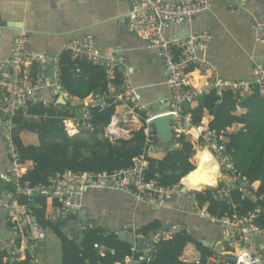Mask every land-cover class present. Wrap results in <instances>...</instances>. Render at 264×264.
Here are the masks:
<instances>
[{"label":"built area","instance_id":"built-area-1","mask_svg":"<svg viewBox=\"0 0 264 264\" xmlns=\"http://www.w3.org/2000/svg\"><path fill=\"white\" fill-rule=\"evenodd\" d=\"M126 1L130 5L129 30L144 40L148 48L157 52L165 69V84L170 90L168 112L174 115L173 130L177 134L182 133L188 136L198 147L206 144L218 161L221 178L217 188L211 192V198L213 200L227 199L228 203H231L230 192L235 188L243 195H253V187L245 177L240 176L225 152L224 144L227 138L207 129V124L203 122L192 123L189 113H184L183 110L186 106L192 105L198 96L210 90H214L218 95L222 92H230L233 99L240 102L255 88L263 89L264 59L254 65L251 80L224 79L217 74L208 61L198 55L208 47L211 40L209 32H199L186 37H171L167 33L170 23L190 22L207 9V0ZM254 37L264 44V20L255 25ZM63 51H69L72 58H84L92 64L101 66L107 79L113 78L115 72H120L121 83L115 99L125 104L134 115L141 119L142 125H145V153L155 151L157 149L155 133L149 121L157 114L143 104L139 89L132 84L127 70L123 67V58L116 53L100 52L89 36L71 39L61 46L53 63V86L59 96L65 97L67 101L70 97L61 86L57 67L59 54ZM27 61L36 65L35 77L28 80L24 76ZM48 62L49 59L46 56L29 49L28 38L23 32L13 36L9 56L0 58V135L8 158V166L0 174V185L4 186L9 182L14 187L13 191L4 189L0 193V203L8 208L6 220L12 233L8 245L0 240V246L11 248L12 255L18 258H24L28 251L30 264L39 263L35 251H39L40 243L46 237V230L39 227L35 218L27 214L26 207L18 202L17 197L20 195L28 198L36 195L47 198L57 197L60 204L52 206L45 213L48 219L56 220L72 212L73 195L82 194L88 190L121 191L129 194L137 202L164 206L175 194L185 193L183 187L188 186L182 179L171 185H160L154 179L147 180L145 172L148 169V162L143 155L134 157L132 165L122 169L64 170L48 177L45 182L21 185L19 179L25 173L26 165L22 163L13 140V116L19 110L26 113L29 105L38 102H43L45 105L56 103L54 100L39 101L33 95L46 79ZM191 67L199 70L202 76L201 87H192L188 84L186 71ZM106 97V93H103L100 98L92 97L84 102L81 111L84 124L88 125L87 106L104 105ZM188 196L191 211L200 219L221 226L225 230L226 240L236 249L233 258L226 260L213 254L207 264H264V249L257 240L259 236H264V226L257 222L260 213L258 208L243 216L232 214L229 217H223L208 211L201 205L194 189L190 190ZM92 225V223L86 224L83 229ZM172 235L170 231H162L152 238H143L140 233L134 232L130 253L122 261L114 264H144L155 257L159 239L171 238ZM29 242L31 246L28 245Z\"/></svg>","mask_w":264,"mask_h":264},{"label":"crops","instance_id":"crops-1","mask_svg":"<svg viewBox=\"0 0 264 264\" xmlns=\"http://www.w3.org/2000/svg\"><path fill=\"white\" fill-rule=\"evenodd\" d=\"M207 2V9L190 22L170 23L168 35L186 37L209 32L211 40L208 47L198 55L208 61L224 79L251 80L254 65L264 59V44L254 37L255 25L264 20V0ZM129 11L130 5L126 0H0V58L9 56L13 36L23 32L28 38L29 49L49 59L46 79L34 91V97L39 101L54 100L59 103V94L53 86L54 59L61 46L71 39L89 36L100 52L116 53L123 58V67L132 84L139 89L145 107L154 114H161L168 111L170 105V90L165 84L166 72L157 52L148 48L144 40L129 30ZM35 74L36 65L27 61L24 76L28 80ZM186 80L192 87L202 86V76L197 68L191 67L186 71ZM118 92L119 85L110 82L107 97L115 98ZM101 95L96 90L92 96L100 98ZM69 100L78 102L74 97ZM211 118L204 112L201 122L207 124ZM65 125L69 134H76L80 129L77 118L67 120ZM141 126V119L119 102L105 131L110 138L128 139ZM20 137L24 144L37 145V137L32 132L22 131ZM186 138L196 150L195 142ZM175 146L173 143L160 147L170 149ZM166 151L157 147L146 154L161 160ZM7 166L5 144L0 135V174ZM29 166L27 164L26 168ZM72 204V213L76 217L69 220L65 227L70 237L79 235L86 224L92 223L117 233L122 232L124 238L133 242V233L138 228L157 221L160 229L151 232L146 238L166 231L161 228V223H164L170 227L168 231L185 230L223 259L233 258L236 252L235 247L226 240L225 230L221 226L200 219L191 211L186 192L175 194L164 206H156L137 202L121 191L92 189L73 195ZM78 211L84 212L86 219L80 220ZM7 212L8 208L0 203V240L6 245L12 238L6 220ZM45 233L39 251L34 250L39 258L38 264H60V241L50 229ZM257 240L264 249V236H259ZM28 245L31 246L30 242ZM199 256L195 246L187 243L181 260L186 263L198 262Z\"/></svg>","mask_w":264,"mask_h":264},{"label":"trees","instance_id":"trees-1","mask_svg":"<svg viewBox=\"0 0 264 264\" xmlns=\"http://www.w3.org/2000/svg\"><path fill=\"white\" fill-rule=\"evenodd\" d=\"M57 67L59 80L69 97L78 99L76 104L68 100L64 104L29 105L26 113L17 111L13 116V140L24 165L30 164L19 179L21 185H33L45 182L48 177L64 170L70 171H111L132 165L133 158L144 156L148 162L145 172L147 180L154 179L160 185H171L195 166L193 157L194 144L186 135L176 134L173 148L167 149L161 160L148 157L144 151L146 127L143 124L132 132L128 139L110 138L106 135L119 103L114 97L105 98L104 105H88V125L81 119L85 101L94 96L93 92L107 93L108 84L121 83V74L115 72L114 79H107L101 66L92 64L84 58H72L69 51L59 54ZM35 77V76H34ZM189 113L191 122L202 121L204 112L212 118L207 129L227 138L225 152L240 176L245 177L253 187V195H243L237 188L230 192L231 203L227 199L213 200L210 190H195L196 198L206 209L219 216L232 214L246 215L258 208L257 222L264 226V88H255L240 102L233 99L230 92L216 94L214 90L204 92L195 102L184 108ZM37 117L36 120L27 118ZM79 131L69 134L65 121L76 119ZM29 131L36 135L37 145L24 144L20 133ZM13 191L11 183L0 185L2 190ZM18 202L26 207L27 214L34 217L39 227L50 229L59 239L61 246L60 264H114L130 253L132 242L122 238L116 231L93 224L86 227L79 235L70 237L65 231L69 220L76 216L70 212L66 217L56 220L45 216L49 206L60 204L57 197L18 196ZM160 229L157 221L136 230L143 238ZM187 243H192L200 256L198 262L186 263L181 255ZM19 244V241H17ZM97 245V246H96ZM155 257L144 264H207L214 254L211 247L195 239L185 230L175 231L171 238H160ZM12 260V263L10 261ZM0 264H30V255L26 251L24 258L12 255L11 248L0 246Z\"/></svg>","mask_w":264,"mask_h":264},{"label":"water","instance_id":"water-1","mask_svg":"<svg viewBox=\"0 0 264 264\" xmlns=\"http://www.w3.org/2000/svg\"><path fill=\"white\" fill-rule=\"evenodd\" d=\"M66 102L67 99L60 95L59 103L64 104ZM71 103L76 104L72 101ZM173 118V114L165 111L161 114H157V116L149 121V124H151L154 129L157 147L169 146L170 144L174 143L175 137L172 128ZM203 150H205L206 154L208 155V159L204 161H202L200 155ZM194 156V168L181 177V179L188 185L183 187V191L189 194L191 189H205L210 191L215 190L221 178V171L216 157L210 152L206 144L200 146L199 149L196 150ZM208 178H212V180L208 181ZM77 216L80 220L86 219V217L84 216V212L82 211H78ZM161 228L168 231L167 229H169L170 227H168L164 223H161ZM170 232L174 233L175 230ZM118 235L120 237H123L122 232H118ZM10 263H12V260L10 261Z\"/></svg>","mask_w":264,"mask_h":264},{"label":"bare ground","instance_id":"bare-ground-1","mask_svg":"<svg viewBox=\"0 0 264 264\" xmlns=\"http://www.w3.org/2000/svg\"><path fill=\"white\" fill-rule=\"evenodd\" d=\"M202 161L207 160L208 159V155L206 154V151L203 150V152L200 154ZM212 180V178H208V181Z\"/></svg>","mask_w":264,"mask_h":264},{"label":"rangeland","instance_id":"rangeland-1","mask_svg":"<svg viewBox=\"0 0 264 264\" xmlns=\"http://www.w3.org/2000/svg\"><path fill=\"white\" fill-rule=\"evenodd\" d=\"M198 149H199V147L197 146L196 150H198ZM193 160H195V156L193 157ZM47 230H49V229H47Z\"/></svg>","mask_w":264,"mask_h":264}]
</instances>
